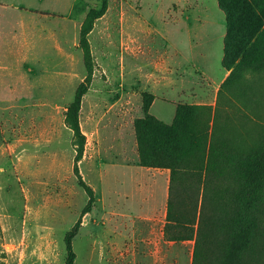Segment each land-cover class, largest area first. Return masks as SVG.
Listing matches in <instances>:
<instances>
[{
	"label": "rangeland",
	"instance_id": "obj_1",
	"mask_svg": "<svg viewBox=\"0 0 264 264\" xmlns=\"http://www.w3.org/2000/svg\"><path fill=\"white\" fill-rule=\"evenodd\" d=\"M101 1L57 0L56 14L62 17V20H57L56 23L62 26L58 34L60 46L64 49L70 48L69 40L73 38L72 82L70 83L69 77L66 79L63 77L66 81H62L61 87L57 86L56 90L26 82L23 94L19 92V98L24 97L28 105L24 109L25 120L21 130L15 129L9 135H0V264H64L66 259L64 237L66 232L71 230H75V235L70 240L71 252L74 255L72 264H86L83 254L87 250L88 241L95 240L97 224L109 225L107 216L97 221V194L88 185L87 179L90 181L97 179V168L94 162L99 160V156L107 163L106 168L110 166L109 162L112 161L113 153L110 152L112 143L109 138L114 134L113 127L121 124L122 130L128 132L126 123L129 121L130 124V119L133 120L134 128L135 120L143 118L149 110L151 96L139 90V71H137L139 67L128 66L130 59L134 62L137 58H144L146 56L144 45L150 51L149 55L161 51L165 45L159 39L152 40L151 43H146L144 40L143 45L139 40L144 39L141 38L143 35L138 32L137 37L133 36L129 40L127 32L134 34L136 30L140 31V28H130L124 23L115 28L110 26L113 20L127 19L129 12L126 4L121 9V0H106L104 15L94 20L92 29L87 35L93 71L81 98L78 113L81 133L87 128L91 130L98 128L104 150L99 154L96 151H86V136L82 133L84 145L79 155L72 131L64 123V113L74 98L76 87L86 74L82 53L77 46L80 26L91 9H100ZM152 2L161 3L164 6L167 0ZM139 6L141 7V3ZM131 11L138 16L137 11L134 9ZM143 15L146 16L144 10ZM116 31L122 33L121 38ZM212 36L206 37L201 46L198 44L195 46L194 56L200 50L205 56V73L208 80L202 81L198 78L196 84H187L192 86L191 90H186L193 95V102L201 103L194 104L198 108L196 107L187 119H214L219 88L216 89L212 85L217 75L214 74L217 63L213 58L216 55L217 41L212 39ZM141 65H143L142 62ZM186 70L188 71L186 78L193 77L195 70L189 64ZM1 89L2 85H0V127L8 130L7 124L18 123L17 120L10 119L9 115L15 113L22 116V114L20 108L6 110L4 107L6 104H13L12 100L17 92H6ZM227 97L229 98L230 95L228 94ZM38 100L48 104L57 102L58 105L51 108H33L31 105ZM185 100L187 102L188 99ZM224 107L225 110L217 119H236V110L227 105ZM243 107L240 106V109L242 113H245L244 117L251 119ZM173 112L174 108L160 101L151 108V113L157 117L159 113L163 117L172 116ZM30 119H55L57 133L49 129L52 136L50 142H46V137L39 133L38 136L33 134V128L27 132ZM23 128H25L24 131ZM250 132L255 133L256 130L252 128ZM70 134L72 135L71 147ZM136 164L137 169H141L142 172L136 171L137 169L134 171L128 166L124 167V164L121 165L120 172L128 176L131 174L133 177L143 175L152 178V183L147 186L154 193H158L160 198V186H167L169 171L164 168L142 169L139 165V157ZM79 181L91 188L90 197L79 185ZM128 187L132 191L136 190L134 183L129 184ZM120 203H122L121 207H128L126 205L128 203L124 200ZM133 207L129 206V208ZM83 221L85 224H81ZM260 240L264 241L262 237ZM124 241L126 243L127 238ZM182 241L186 242L183 244L185 246L183 251L186 249L188 253L192 247L193 262L194 239ZM256 249L263 252L259 242ZM118 258L117 256L115 263L109 264H121Z\"/></svg>",
	"mask_w": 264,
	"mask_h": 264
},
{
	"label": "crops",
	"instance_id": "obj_2",
	"mask_svg": "<svg viewBox=\"0 0 264 264\" xmlns=\"http://www.w3.org/2000/svg\"><path fill=\"white\" fill-rule=\"evenodd\" d=\"M152 1L121 0L120 7L122 9L126 4L129 16L125 20H113L110 26L115 28L124 23L130 28H140L141 30H136L134 34L127 32L129 40L138 32L143 35L141 38L144 39L138 38L143 45L144 40L151 43L155 39H159L165 45L161 51L151 55L144 45L146 56L137 58L134 62L130 59L128 66L139 67L138 88L152 96L148 113L170 124L174 119L177 105L201 104L193 102V95L188 93L192 86H187L196 84L198 78L202 81L208 80L205 73L206 59L202 50L194 56L196 44L201 46L206 37L213 35L212 39L217 41L216 55L213 57L217 63L214 74L217 75L212 85L218 89L227 76V71L221 65L226 31L225 15L219 9L216 0H167L164 6L161 3L154 4ZM56 3L57 0H0V85L3 91L17 92L12 100L13 104H6L4 107L6 110L20 108L22 114V116L10 114L9 118L17 120L18 123L7 124L8 130L1 126L0 135H9L15 129L21 130L25 120L24 109L28 105L25 98H19V95L23 94L26 82L52 87L54 90L61 87L62 81H66L63 77L65 79L69 77L70 83L72 82L73 38L69 40L70 48L64 49L60 46L58 34L62 26L56 23L57 20H62V17L56 14ZM133 9L138 12V16L131 11ZM143 10L146 16L143 15ZM58 17L60 19H57ZM116 33L121 38L122 33L118 31ZM187 64L195 70L193 77L186 78ZM185 99H188L187 102ZM157 101L174 108L173 115L163 117L159 113L158 117L154 116L151 108ZM57 105V102L48 104L38 100L31 106L51 108ZM30 121L27 132L33 128L32 133L46 137V142H50L52 137L49 129L57 133L55 119ZM127 124L128 132L122 130L121 124L113 127L114 134L109 138L112 143L110 152L113 153L112 161L109 162L111 168H106L107 163L99 156V160L94 162L97 179H93L94 181L87 179L88 185L97 194V221L107 216L109 225L97 224L95 240L88 241L87 250L83 254L84 262L115 263L118 256L121 264L123 260H126L127 264H191L192 247L187 253L186 249L183 251L185 241L177 244L163 236L168 181L167 186H160L159 198L158 193H154L147 186L152 183V178L143 175L133 177L131 174L128 176L120 172L121 165L126 163L124 167L128 166L134 171L138 168L133 120L130 119V124L129 121L126 126ZM43 125L45 127L41 128ZM82 133L86 136V151H96L99 154L104 150L98 128L92 130L87 128ZM71 136L70 134V147ZM36 143L38 144V139ZM136 171L142 172L141 169ZM131 183L136 185L135 191L128 187ZM121 200L127 202L128 204H124L128 207H121ZM81 224H85L84 221Z\"/></svg>",
	"mask_w": 264,
	"mask_h": 264
},
{
	"label": "trees",
	"instance_id": "obj_3",
	"mask_svg": "<svg viewBox=\"0 0 264 264\" xmlns=\"http://www.w3.org/2000/svg\"><path fill=\"white\" fill-rule=\"evenodd\" d=\"M216 1L225 15L221 65L227 76L217 91L214 119H187L197 107L188 104L177 105L170 124L147 112L134 122L137 153L141 166L169 171L163 236L174 242L193 238L192 264H261L264 0ZM106 5L102 0L100 9H91L80 26L77 46L86 74L64 113V123L72 131L79 155L84 136L78 113L93 71L87 35ZM151 100L152 96L148 109ZM226 105L236 110V119H217ZM240 106L251 119L244 117ZM252 128L255 133L250 132ZM79 185L90 197L91 188L81 181ZM74 235L75 230L65 234L64 264H72L70 240ZM258 242L263 252L256 249Z\"/></svg>",
	"mask_w": 264,
	"mask_h": 264
}]
</instances>
